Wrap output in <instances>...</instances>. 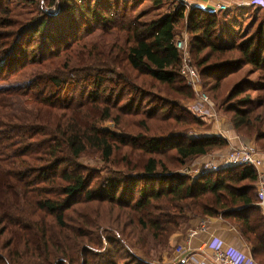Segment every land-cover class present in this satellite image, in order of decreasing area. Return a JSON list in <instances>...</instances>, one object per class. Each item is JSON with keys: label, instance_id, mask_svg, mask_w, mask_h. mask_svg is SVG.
Segmentation results:
<instances>
[{"label": "trees", "instance_id": "obj_1", "mask_svg": "<svg viewBox=\"0 0 264 264\" xmlns=\"http://www.w3.org/2000/svg\"><path fill=\"white\" fill-rule=\"evenodd\" d=\"M128 9L135 16L123 30ZM245 9V27L242 21L233 31L225 12L188 10L176 0H0V237H11L0 246V264H164L154 254L184 225L219 217L240 228L255 262L264 264L254 167L201 175L124 171L142 137L146 151L174 152L183 162L230 146L222 136L190 135L189 127L206 123L184 105L197 96L176 46L185 27L192 64L202 83L215 81L212 89L243 64L260 71L262 97L253 99L255 84L241 83L226 111L234 113L237 135L264 153V7ZM225 30L229 42L221 38ZM118 44L133 74L117 67ZM140 115L141 131L125 134L123 117ZM90 153L100 166L81 161ZM114 208L125 213L114 216Z\"/></svg>", "mask_w": 264, "mask_h": 264}, {"label": "rangeland", "instance_id": "obj_2", "mask_svg": "<svg viewBox=\"0 0 264 264\" xmlns=\"http://www.w3.org/2000/svg\"><path fill=\"white\" fill-rule=\"evenodd\" d=\"M145 6H148V3L145 4ZM192 6L191 8H193ZM252 7V6H251ZM255 7V5H253ZM244 7H239L237 6H230L227 11H225L224 14H226V20L230 21L233 25H235L233 31H238L241 29V22L243 21L242 27H245L246 22L248 20L249 12L247 9H245L243 12ZM134 11L132 9H128L125 11L123 15V23L121 25V28L124 29H130L131 22L134 18ZM239 19L240 21L237 22L236 19ZM179 35L181 38L188 36L189 40H191L192 35L188 32L187 27L181 28V30L178 31ZM221 38L225 41L230 40V32L229 30H225V33L222 32ZM233 41V40H231ZM229 42V41H228ZM190 50V47H189ZM113 55L115 58V61L117 63V67L120 68L121 70H124L129 73H134V69L130 65L129 61L127 60V53L125 52L124 48L118 44L114 50H113ZM194 55L191 54V60L194 61ZM260 71H256L252 67L243 64L241 69L239 71H235L233 73H230L228 76L224 78L222 81L221 87L219 90H214L212 89V86L214 85V80H205L203 79V83L201 86L202 92L207 93L213 100V102L216 104L217 109H218V117L215 119H202L205 120V125L204 126H192L189 128H193L194 131L190 132L191 136H194L195 134L201 135V134H212V135H217V136H231L237 137V133L232 129L231 126V119L234 117V113H228L227 108L230 109V106L233 104H236L235 99L229 103H227V97H229L233 91L237 88L238 85L244 82H252L256 86V91H253V99L258 100L259 97H262V91H261V86L262 84L260 83ZM141 82V81H140ZM149 84V83H148ZM148 84L145 86L148 87ZM203 84L205 87V90L203 89ZM158 87V85H156ZM149 88V87H148ZM160 92L162 94L170 95L171 92L169 90H165L164 88H159ZM153 91L157 92V89H154ZM243 96L239 97V99L243 98ZM197 98V96H196ZM195 98V99H196ZM195 99L191 100H185L184 105L190 110L191 106H193V101ZM228 109V110H229ZM192 111V110H191ZM197 115V114H196ZM141 116V115H140ZM138 118H143L142 116H124L122 120V127L126 129L125 134H131V131H134V133L140 132L141 129L138 127V122L140 119ZM125 123L127 124V127H125ZM162 124V123H160ZM150 126L151 131H156L157 124L155 123H148ZM108 128L113 129L116 132H119L115 127L112 125L108 124ZM146 133H150L147 132ZM248 145L254 146L257 149H260V146L256 143L253 142L252 140H249L250 138L248 137H243L242 135L240 136ZM254 139V138H252ZM149 139L146 137H142L137 140L138 144V149L132 150V162L128 165L127 168H125L124 171L132 173V174H141V175H146V174H153V175H164V174H169L172 172H180L183 174H195V165L197 164V159H194L190 162H183L179 159H176L173 154L174 152L166 153V154H156V153H151L146 151V149L142 148V146H146L148 144ZM128 149H124V151H127ZM261 150V149H260ZM262 154V157L264 159V154ZM87 158H83L81 161L86 163V164H91L93 166H100V162L96 159L97 153H90L86 155ZM93 157V158H92ZM92 167V168H96ZM103 174H107V172H104ZM94 207H99V209H110L111 207L107 204L105 205H99L95 204L93 205ZM113 215L118 216L121 214H124L125 211H121L117 208L112 209ZM87 215H92V211L85 212ZM212 219H221L219 218H212ZM126 217L123 219H120L119 223L121 226H123L126 222ZM208 221V219H206ZM229 223V222H228ZM231 224V223H230ZM208 225V224H207ZM233 225V224H232ZM120 229V228H119ZM11 239L10 236L7 234L4 237H0V246L4 244L5 242H8ZM33 243V242H32ZM32 247V244L30 245ZM1 248V247H0ZM11 249V247H10ZM174 248H160V251L155 253L154 255L160 256L162 258V261H164V264H170V260L172 263V254Z\"/></svg>", "mask_w": 264, "mask_h": 264}, {"label": "built area", "instance_id": "obj_3", "mask_svg": "<svg viewBox=\"0 0 264 264\" xmlns=\"http://www.w3.org/2000/svg\"><path fill=\"white\" fill-rule=\"evenodd\" d=\"M176 1L179 5L185 6L188 10L191 9L190 0ZM201 1L206 3L204 9L211 12H225L230 7L226 3L214 4L212 0ZM189 44L190 40L188 36L183 38H181L180 35L178 36L176 46L179 51L182 52L181 73L186 78L188 85L192 87L197 94V98L193 101L191 110L204 119L207 118L212 120L218 117V109L212 98L207 93L202 92V79L198 70L192 64ZM261 153L260 149L248 144L233 146L228 153H226V149L216 151L209 154L206 160L196 162L194 175L218 172L232 166L248 165L254 167L258 173L257 192L259 196V206L262 207L264 216V159ZM218 155L221 156V158H217ZM210 249L215 264H245L246 262V257L243 254L238 253L237 250L232 248L224 250L221 242ZM190 254V250L186 249L184 246H178L172 255V261L174 263H185Z\"/></svg>", "mask_w": 264, "mask_h": 264}, {"label": "crops", "instance_id": "obj_4", "mask_svg": "<svg viewBox=\"0 0 264 264\" xmlns=\"http://www.w3.org/2000/svg\"><path fill=\"white\" fill-rule=\"evenodd\" d=\"M190 2L191 7L205 8L206 6V3L201 0H190ZM212 2L214 4L226 3L228 6L238 5L239 7H245L255 5L264 7V0H212ZM225 138H227L230 143V146L226 149V153H228L233 146L247 144L238 135L233 138L231 136H225ZM206 157L207 156L198 159L197 162L206 160ZM217 158H221V156L218 155ZM207 219L208 221H202V219L192 220L190 223L184 225L178 233L172 236L170 248H174L172 250L173 254L178 246H184L186 249L190 250L191 254L185 263H172L170 260V264H215L210 248L216 246L219 242L222 243V248L224 250L232 248L237 250L238 253L243 254L246 257L245 264L256 263L252 255L251 241L245 234L240 232L238 226L228 223V221L223 218L215 220L212 218Z\"/></svg>", "mask_w": 264, "mask_h": 264}]
</instances>
